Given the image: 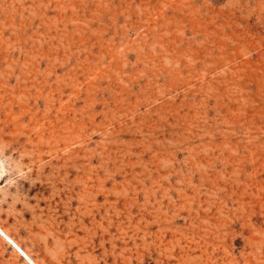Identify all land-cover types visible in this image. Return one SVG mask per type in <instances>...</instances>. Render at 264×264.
Returning a JSON list of instances; mask_svg holds the SVG:
<instances>
[{"label": "rangeland", "instance_id": "rangeland-1", "mask_svg": "<svg viewBox=\"0 0 264 264\" xmlns=\"http://www.w3.org/2000/svg\"><path fill=\"white\" fill-rule=\"evenodd\" d=\"M0 165V264H264V0H0Z\"/></svg>", "mask_w": 264, "mask_h": 264}, {"label": "clouds", "instance_id": "clouds-1", "mask_svg": "<svg viewBox=\"0 0 264 264\" xmlns=\"http://www.w3.org/2000/svg\"><path fill=\"white\" fill-rule=\"evenodd\" d=\"M9 172L7 169H4L2 165H0V175H8ZM20 171L17 169L15 173V177L12 178L11 183H15V179L20 177Z\"/></svg>", "mask_w": 264, "mask_h": 264}, {"label": "bare ground", "instance_id": "bare-ground-1", "mask_svg": "<svg viewBox=\"0 0 264 264\" xmlns=\"http://www.w3.org/2000/svg\"><path fill=\"white\" fill-rule=\"evenodd\" d=\"M0 234L1 235H3L4 237H5V235H4V233L0 230ZM17 250H19L20 251V253L27 259V261H29V263L30 264H33L32 263V261L15 245V243H13L10 239H7Z\"/></svg>", "mask_w": 264, "mask_h": 264}]
</instances>
